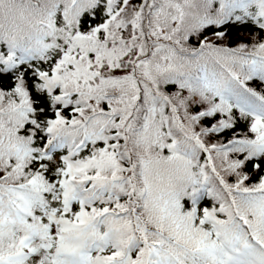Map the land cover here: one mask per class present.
I'll list each match as a JSON object with an SVG mask.
<instances>
[{"label": "snow or ice", "instance_id": "snow-or-ice-1", "mask_svg": "<svg viewBox=\"0 0 264 264\" xmlns=\"http://www.w3.org/2000/svg\"><path fill=\"white\" fill-rule=\"evenodd\" d=\"M0 264H264V0H0Z\"/></svg>", "mask_w": 264, "mask_h": 264}]
</instances>
